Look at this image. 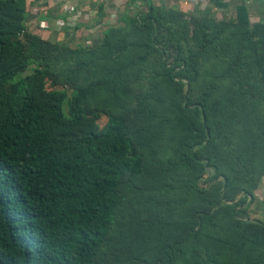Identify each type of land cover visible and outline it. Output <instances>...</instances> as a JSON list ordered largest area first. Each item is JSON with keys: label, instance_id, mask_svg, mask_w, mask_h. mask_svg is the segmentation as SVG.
<instances>
[{"label": "trees", "instance_id": "16d2710c", "mask_svg": "<svg viewBox=\"0 0 264 264\" xmlns=\"http://www.w3.org/2000/svg\"><path fill=\"white\" fill-rule=\"evenodd\" d=\"M213 1L222 19L146 0L71 48L0 0V264H264V223L236 201L264 176V22ZM222 111L245 177L207 143ZM211 166L223 193L196 186Z\"/></svg>", "mask_w": 264, "mask_h": 264}, {"label": "crops", "instance_id": "0c3cea01", "mask_svg": "<svg viewBox=\"0 0 264 264\" xmlns=\"http://www.w3.org/2000/svg\"><path fill=\"white\" fill-rule=\"evenodd\" d=\"M153 1L155 3L156 1H158V3L163 1L166 5H172L170 3L173 2V5L181 4V7L192 4L190 2L187 4V0ZM222 1L227 3L225 7L226 11L232 8V13L234 14L230 12L229 14L231 16H235L238 5L246 3L252 21L264 22V0ZM26 2L28 10L26 20L24 21L26 28L37 33L44 39L67 45L71 48H76L77 46H91L99 42L103 30L108 24H114L117 20L120 21L126 13L137 14L147 3L146 0H73L72 4L74 8L77 7L76 13H79V15L75 17V15L67 16L63 13L61 9V0H26ZM138 2L143 3L140 10H137V8H139V6H137ZM129 4L132 8L128 6ZM200 7H204V5ZM100 8H103L101 16ZM64 19L69 22L67 25L63 26L61 22ZM59 32H63L62 38H60ZM79 34L81 37H79ZM83 38L87 40L86 45L81 44V42L85 40ZM261 187H264V182ZM257 212H262V214H260L262 215L260 219H262L261 222L264 223V192L260 194V209Z\"/></svg>", "mask_w": 264, "mask_h": 264}, {"label": "rangeland", "instance_id": "374dc122", "mask_svg": "<svg viewBox=\"0 0 264 264\" xmlns=\"http://www.w3.org/2000/svg\"><path fill=\"white\" fill-rule=\"evenodd\" d=\"M209 1L210 2L206 6L199 7V8H197L198 6L197 7H194V6H196L194 4H191L192 6L189 5L188 4L189 3L188 1H187V4L188 5H186L187 7L186 6L181 7V4L173 5V2L170 3L172 5H166L163 1L161 3H158V1H156L155 4L156 5H165V6H168V7L175 6L178 9H181L182 11L186 12L188 14V16L191 15V14H193L192 16L200 17L202 19H204L206 17H209V19H211V17H214L217 20L222 19L223 18V13H220L221 10H219V8H217L218 5L215 4V2L213 0H209ZM141 8H142V6L139 7V8H137V10H140ZM227 10H228V13H230V12L232 13L233 12L232 8H229ZM232 14H234V13H232ZM111 24H113V23H110V25ZM126 28L128 30L131 29L130 26L129 27L127 26ZM211 29H212V26H210V29L209 30H211ZM59 33H61V34H59V36H60V38H62V33L63 32H59ZM192 33H193V25L190 24L189 25V29H188V34L189 35L186 37V39L180 40V42H179L180 45H181V49L180 48H174V49H176L177 51H180L183 54H185V52L182 50V47H185L186 48V46L187 47H191L192 46V47L196 48L197 45H198V42H195V40L200 41L201 39H203L202 33L197 34V37H196L195 34L193 35ZM79 37H81L80 34H79ZM177 38H178V36L177 37L174 36V38H173L174 41H176ZM83 39H85V38H83ZM89 42H90V40H89ZM81 44L82 45H86L87 44V40L86 39L83 40L81 42ZM160 45H164V44H161L160 43ZM172 49L173 48H165L164 47V50L166 51V53H167V55L169 57H171L172 55H176L175 54L176 51L175 50H172ZM220 49L221 48H219V47L217 49H214V48H213V50L211 49V55L213 54V59L215 58L214 55ZM212 51H213V53H212ZM213 59L210 58V61H212ZM169 60H171V59H169ZM171 61H173V60H171ZM183 67H184V65H183ZM241 71L243 72L244 70H241ZM158 80L159 81H162V80H160V78ZM218 83L221 86V89L222 90L224 88H227L228 85H229L228 79H221ZM232 90H234V88H232ZM227 111H229V109H227ZM217 120H220L221 123L225 124V125H223V127H224L225 130H224L223 133H220V131L219 130H216V129H214L213 131L209 132L208 138H207V143L208 142L218 143L221 152L224 153V151H225V155H224V158L225 159L224 160H226V161L229 162L228 165L231 167V174H236V173L239 174L240 173L243 176L246 175L245 172H247L248 171V168H249V167H247V164H245V166H244L243 163L242 164L237 163V162L234 163L233 162V159L231 158L233 156H236L237 157V155L240 154V151L242 149V148L239 147L240 140L236 139L235 137L234 138H231L232 135L234 134V132L233 133L230 132V129L231 128H233L235 131L239 128V126H240L239 120L236 119V118L233 119V120H230V121L227 120V119H225V115H224L223 111L220 114H216V121ZM99 122L102 123V119H100ZM217 122H219V121H217ZM235 126H237V127H235ZM173 132H176V129L174 127H173ZM228 132H230V133H228ZM230 138H231V140H229ZM223 144H224V146H223ZM229 178H231V177H229ZM219 182L221 183V188H222L221 193H223L226 190V186H227V183L228 182L225 181V179L223 177L218 176L217 175V171L215 170V167L211 166V167H209L208 172L205 175H203V177L200 180L197 181L196 186L202 187V188L207 187L208 189H210L213 186L214 187H218L219 186L218 185ZM263 182H264V176L258 181L259 184H258V186L256 187L255 190H250L249 192H246V193H243L242 192L239 195L238 199H236V201H240L241 198H242V200H244L243 198L247 197V200H246V204L247 205L244 204V206H240L238 208V210L239 209H242V210L243 209H246L247 210V217L245 216L246 217L245 220L251 219V220L256 221V222H261V220H262V219H260V216H262L260 214H262V212L260 213V212H257V211L260 209V194L264 192V187H261V185H262ZM246 190H248V189H246ZM206 201L207 200L204 201L203 206H202V204L198 205V208H201V209H203V208L206 209L207 208L208 210L210 209V208H208V206L209 207L212 206V210L214 208H216L212 204V201L209 202V203H207ZM227 201L229 203H233L234 202V200H227ZM222 212H224V211H221V213ZM243 217H244V215H243Z\"/></svg>", "mask_w": 264, "mask_h": 264}, {"label": "built area", "instance_id": "2783aa9c", "mask_svg": "<svg viewBox=\"0 0 264 264\" xmlns=\"http://www.w3.org/2000/svg\"><path fill=\"white\" fill-rule=\"evenodd\" d=\"M61 1H62L61 9L63 10L64 14H66L67 16L75 15V17L79 15V13H75V8L74 5L72 4L73 0H61ZM187 1L196 6H202V5H206V3H209V0H187ZM142 4H143L142 2H138L137 6H141ZM68 22L69 21H66V19H64L62 20L61 25L63 26L67 25Z\"/></svg>", "mask_w": 264, "mask_h": 264}]
</instances>
